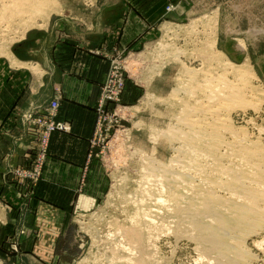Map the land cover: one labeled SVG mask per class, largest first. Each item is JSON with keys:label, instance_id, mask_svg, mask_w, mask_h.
Instances as JSON below:
<instances>
[{"label": "rangeland", "instance_id": "obj_1", "mask_svg": "<svg viewBox=\"0 0 264 264\" xmlns=\"http://www.w3.org/2000/svg\"><path fill=\"white\" fill-rule=\"evenodd\" d=\"M8 1L0 0L1 12L3 4H11ZM39 3L41 7L25 17H14L11 25L0 21V60L12 61L16 53L14 48L36 34L41 36L53 30L55 35L62 31L71 37V34L76 35L75 31L95 30L97 24L107 23L105 18L109 16L102 13L103 10H96L99 7L122 9L119 10L120 19L128 8L131 14L127 17L131 15L139 22V27L133 25V40L140 41L132 48L125 47L126 39L121 37L123 31H114L108 50L100 52L101 57L110 60L102 78L97 106L102 101L107 102L103 92L109 77L115 87L118 80H122L123 92L117 101L106 104L99 129L96 108L89 167L84 177L85 194L94 200L92 207L85 211L70 210L69 215H64L35 202L21 211L15 222L5 225L7 230L0 231V264H127L124 257L127 251H121L127 239L125 243L118 242L117 229L132 228V218L137 212L142 214L138 217H142L148 205L149 198L143 197L156 189L155 177H150L149 181L145 179L146 159L169 164L179 155L175 150L179 142L167 137L169 130L179 125L176 101L185 96L179 92V96L173 98L171 94L179 80L184 86L189 84L188 78L179 79L182 63L178 56L182 55L187 65L200 67L205 59L202 43L213 34L217 49L232 62L243 64L249 59L250 69L259 77L258 81L253 80V86L264 91V0H49L48 4L41 0ZM139 11L159 21L146 27L140 20L141 15H136ZM1 12L2 19L6 13ZM211 17L215 19L211 24L215 31L207 24ZM111 27L101 26L98 35L101 40L104 31ZM24 49L28 52L27 45ZM196 57L200 59L195 60ZM112 67L116 69L111 77ZM229 108L226 112L230 113L233 125L244 127L250 140L259 139L264 153V133L260 132L264 128V104L260 110L249 108L246 112ZM29 128L32 129L30 125ZM36 141L38 148L40 142ZM42 174L43 171L35 183ZM26 214L33 215L35 220L28 223ZM151 214L156 219L161 218L154 210ZM28 224L33 235L27 243L18 235L9 236ZM59 231L62 234L57 236ZM156 231L161 235L157 256L162 258V264H196L199 250L187 231L182 230L179 236L175 231L164 234L162 229ZM242 235L238 234L239 238ZM255 235L239 240L242 243L238 247L248 258L236 264H264V252L254 243L264 240V233ZM35 245L36 252L30 253L28 249L34 250Z\"/></svg>", "mask_w": 264, "mask_h": 264}, {"label": "bare ground", "instance_id": "obj_2", "mask_svg": "<svg viewBox=\"0 0 264 264\" xmlns=\"http://www.w3.org/2000/svg\"><path fill=\"white\" fill-rule=\"evenodd\" d=\"M8 2L11 4L1 6L8 15L0 10L5 15L0 21L7 25L14 23V17H25L41 7L38 0ZM214 20L211 17L207 21L212 31ZM202 44L205 59L200 67L187 65L182 55L177 58L182 63L179 79L186 77L189 84L184 86L179 80L171 94L173 98L179 92L185 96L176 101L179 125L170 129L167 137L179 142L175 147L179 155L169 164L146 159L145 179L155 177L156 186L143 197L149 198V206L144 217H138L142 214L137 212L132 218V228L117 229L118 242L127 239L121 250L127 251V264H162L157 256L161 235L156 229H162L163 234L175 231L178 236L182 230L187 231L199 250L196 264L242 263L248 257L238 247L242 243L239 240L264 233L263 147L259 139L248 138L244 127L233 125L226 112L229 107L234 111L260 110L264 91L253 86V80L259 77L250 69L249 59L243 64L232 62L217 49L213 34ZM228 74L233 77L229 79ZM260 132L264 133V128ZM153 210L160 219L153 217ZM238 234L243 235L239 238ZM254 243L264 252V240Z\"/></svg>", "mask_w": 264, "mask_h": 264}, {"label": "crops", "instance_id": "obj_3", "mask_svg": "<svg viewBox=\"0 0 264 264\" xmlns=\"http://www.w3.org/2000/svg\"><path fill=\"white\" fill-rule=\"evenodd\" d=\"M96 10L109 16L105 18L107 23L97 24L95 30L75 31L71 37L62 31L55 35L53 30L36 34L14 48L12 61L0 60V231L7 230L5 225L15 222L20 212L35 202L64 215L74 209L88 210L94 203L85 194L84 177L89 167L100 86L110 60L101 57L100 52L108 50L114 31H123L125 47L132 48L140 41L133 40V25L139 27V22L131 15L127 17L128 8L124 9L123 19L119 16L122 9ZM136 15H141L146 27L159 21L143 16L141 11ZM107 24L114 26L105 28L101 40V26ZM53 100L59 101L56 121L65 123L70 130L52 133L43 174L37 183L16 177L13 173L17 169H33L38 152L28 118L46 111ZM26 215L28 223L35 220L33 215ZM60 234L59 231L57 236ZM17 235L27 243L33 235L30 224L9 236ZM28 251L36 252V245Z\"/></svg>", "mask_w": 264, "mask_h": 264}, {"label": "built area", "instance_id": "obj_4", "mask_svg": "<svg viewBox=\"0 0 264 264\" xmlns=\"http://www.w3.org/2000/svg\"><path fill=\"white\" fill-rule=\"evenodd\" d=\"M116 68H111L109 76L115 73ZM121 92H123V83L122 80H118V86L112 83V81L107 79L104 87V100L107 102H100L97 107V111L99 112V117L97 121V127H100V119L103 117V113L105 111L106 104L108 102L117 101V97L120 96ZM59 108V101L53 100L49 106V108L43 113H39L37 115H33L28 118V122L30 123V129L35 133L36 140L40 142V146L38 147V152L36 154L35 159L33 160V169L25 170V169H17L15 170V176L22 179H31L33 181H37L40 178L41 172L43 171L44 161L46 159V154L49 147V141L52 133L56 131H69L70 127L65 123H61L56 121V115Z\"/></svg>", "mask_w": 264, "mask_h": 264}]
</instances>
